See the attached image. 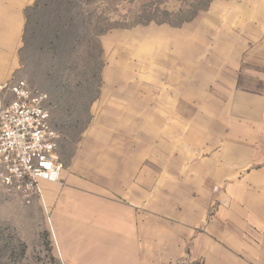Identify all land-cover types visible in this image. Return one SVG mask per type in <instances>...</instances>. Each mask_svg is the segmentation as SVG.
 <instances>
[{
  "label": "rangeland",
  "instance_id": "1",
  "mask_svg": "<svg viewBox=\"0 0 264 264\" xmlns=\"http://www.w3.org/2000/svg\"><path fill=\"white\" fill-rule=\"evenodd\" d=\"M27 18L17 78L48 94L46 106L61 134L58 156L64 165L51 193L68 202L51 204L45 193L25 204L0 183V264H68L74 253L64 249L80 238L72 234L81 217L80 198L125 200L116 186L127 178L142 180L145 166L151 169V207L143 214L135 208V226L149 221L152 260L164 256L186 264L189 257L177 256L171 245L187 244L189 250L192 230L202 234L221 212L232 214L234 229L260 226L264 0H37ZM239 39L261 56L249 59L255 63L249 75L239 67L240 52L246 55L238 49ZM166 70L178 73L177 84L193 90L182 98L184 151H166L161 161L151 155L132 172L127 151H100L88 131L113 100L124 107L112 108L109 115H128V87L131 96L142 82L152 84V94H158L155 84H174ZM242 84L258 89L242 92ZM120 87L124 96L117 98L113 93ZM112 123L110 118L106 125ZM188 135H197L196 151H190ZM201 213L206 218L195 225ZM135 240L143 244L146 237L136 235Z\"/></svg>",
  "mask_w": 264,
  "mask_h": 264
},
{
  "label": "crops",
  "instance_id": "2",
  "mask_svg": "<svg viewBox=\"0 0 264 264\" xmlns=\"http://www.w3.org/2000/svg\"><path fill=\"white\" fill-rule=\"evenodd\" d=\"M36 2L37 0H0V86L16 79L22 71V49L25 43L27 13ZM258 17L256 16V20L253 21L255 24ZM250 33L255 34L254 32ZM261 44L262 42H260ZM236 48L233 47L234 52ZM238 49L244 50L246 53L243 58L240 52L239 67L242 68L243 74L249 75L255 65V63H249V59L260 60L261 56L257 48L249 50L246 43L243 44L240 39ZM260 49L262 51V48ZM177 58L179 57L176 56L175 59ZM263 62L264 58H262L261 65L264 64ZM255 68L259 69L258 66ZM165 76H168L170 81H174V84L162 82L153 85L154 89L157 88L153 91L158 94H152L150 82L140 83L139 87L137 86L140 89H133L131 96L128 93L131 89L128 87L126 97L131 99L126 106L128 115L126 117L110 116L109 114H114L112 108L122 106V101L113 100L114 102L106 106V115H103L100 120L97 119L94 128L88 131V138L95 141L94 145L100 151H127L128 169L132 172H136L143 165V161L151 159V155L153 158L159 156L161 161V158L165 157L166 153L164 152L166 151H184L182 111L185 106L182 98L184 91L193 90H190L188 85L177 84L180 77L178 73H171L170 70L168 73L166 70ZM242 85L239 89L242 92L258 89L255 87L257 85L248 87L244 84L243 88ZM185 87L187 89L184 90ZM119 89L116 94L113 93L117 98L124 91L121 87ZM113 91V89L110 90V92ZM11 99L10 91L0 89V107L8 104ZM110 118L114 124L107 126L106 122ZM194 140H199L197 135L195 138L188 135L190 151L197 150L196 145L193 146ZM142 169L144 170L142 180L135 181L127 178L121 180V184L118 183L119 185L116 186V188L122 189L116 191L125 200L107 199L102 196L80 198L79 225L72 228V234H77L80 238L78 243H74L73 248L64 249L66 253L72 251L74 253L73 259L66 260L68 264L179 263L168 260L164 256L152 260L149 221L144 222L141 228L135 226L139 215V213L136 215L135 208L143 210V214L151 207V169L147 166ZM62 174L60 179H62ZM56 183L58 182L43 180L41 183L43 196L45 197V193H47L49 203H58L64 206L68 201L65 198L57 201L51 193L55 189ZM162 184L163 182L159 181V195L164 193ZM261 184L263 183L261 182ZM199 192L200 196L208 197L205 192ZM204 216L206 218V214H199L196 217L197 222L193 220L195 225L203 220ZM232 219L231 213H218L212 218L214 221L202 234H195L192 230L191 236L194 238L191 240L189 250L187 244L177 243L171 246L177 256L185 253L189 257L186 264H264V220L259 222L260 226L255 230L252 228L243 230L242 228L234 229L236 226L233 225ZM192 227L194 228V226ZM91 231L96 236L94 239L90 236L92 235ZM136 235H142L143 240L146 237L143 244L136 242ZM162 244H159V248H164ZM139 252L142 253V258H140Z\"/></svg>",
  "mask_w": 264,
  "mask_h": 264
},
{
  "label": "built area",
  "instance_id": "3",
  "mask_svg": "<svg viewBox=\"0 0 264 264\" xmlns=\"http://www.w3.org/2000/svg\"><path fill=\"white\" fill-rule=\"evenodd\" d=\"M12 94L0 107V183L25 204L42 197V181H59L64 165L58 156L60 132L46 106L48 94L26 79L0 86Z\"/></svg>",
  "mask_w": 264,
  "mask_h": 264
}]
</instances>
